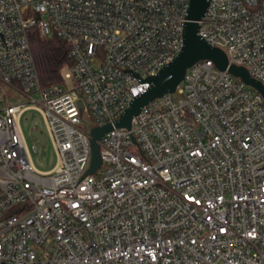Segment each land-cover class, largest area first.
<instances>
[{
  "label": "built area",
  "instance_id": "2783aa9c",
  "mask_svg": "<svg viewBox=\"0 0 264 264\" xmlns=\"http://www.w3.org/2000/svg\"><path fill=\"white\" fill-rule=\"evenodd\" d=\"M189 3L0 0V264H264V94L212 60L104 134L80 181L92 129L149 87L131 70L157 75L180 53ZM199 25L264 86V0H210ZM34 28L70 45L62 84L42 85ZM29 110L55 149L48 171L21 127Z\"/></svg>",
  "mask_w": 264,
  "mask_h": 264
},
{
  "label": "water",
  "instance_id": "95a60500",
  "mask_svg": "<svg viewBox=\"0 0 264 264\" xmlns=\"http://www.w3.org/2000/svg\"><path fill=\"white\" fill-rule=\"evenodd\" d=\"M209 2L210 0H190L183 27V47L180 53L170 63L162 67L157 75L143 79L139 76V73L131 70L130 74L137 77L142 83L147 82L149 87L133 98L118 121L92 129V139H90L92 147L91 168L88 169L80 181L88 173H94L102 163L98 144L102 136L114 128H127L131 130L133 119L139 115L141 109L155 99L161 98L169 93H174L177 86L185 78L187 70L198 61L204 59L212 60L218 69H229L230 73L235 77H240L245 83L254 86L264 94V86L260 81L253 79L249 72L242 66L239 67L234 64L229 66L225 52L218 47L211 46L198 34L200 30L199 22L202 21L208 12ZM0 35L4 40L5 47H7L4 33L0 32ZM33 135L39 139L42 145H45L46 136L42 131H33Z\"/></svg>",
  "mask_w": 264,
  "mask_h": 264
},
{
  "label": "trees",
  "instance_id": "16d2710c",
  "mask_svg": "<svg viewBox=\"0 0 264 264\" xmlns=\"http://www.w3.org/2000/svg\"><path fill=\"white\" fill-rule=\"evenodd\" d=\"M29 39L42 85L62 84L64 71L74 63L70 45L56 34L42 37L37 28L30 30Z\"/></svg>",
  "mask_w": 264,
  "mask_h": 264
},
{
  "label": "rangeland",
  "instance_id": "374dc122",
  "mask_svg": "<svg viewBox=\"0 0 264 264\" xmlns=\"http://www.w3.org/2000/svg\"><path fill=\"white\" fill-rule=\"evenodd\" d=\"M99 64L100 61L96 60V62H94V67L98 68ZM21 127L27 144L32 149V157L37 169L40 171H48L52 169L57 162V157L42 115L35 110L27 111L21 119ZM32 127H36L46 134L45 145H42L37 138L31 135ZM34 144L37 145V152L33 151Z\"/></svg>",
  "mask_w": 264,
  "mask_h": 264
}]
</instances>
